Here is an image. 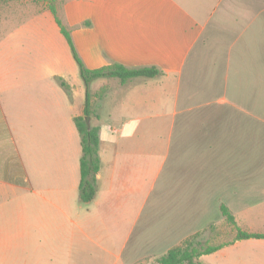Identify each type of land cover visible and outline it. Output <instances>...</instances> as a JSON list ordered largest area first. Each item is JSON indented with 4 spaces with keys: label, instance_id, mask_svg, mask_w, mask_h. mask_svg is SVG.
<instances>
[{
    "label": "crops",
    "instance_id": "obj_1",
    "mask_svg": "<svg viewBox=\"0 0 264 264\" xmlns=\"http://www.w3.org/2000/svg\"><path fill=\"white\" fill-rule=\"evenodd\" d=\"M53 1L84 68L160 74L88 84L83 204L78 66L47 2H0V264H150L196 234L223 245L200 264H264L221 213L264 236V0Z\"/></svg>",
    "mask_w": 264,
    "mask_h": 264
},
{
    "label": "trees",
    "instance_id": "obj_2",
    "mask_svg": "<svg viewBox=\"0 0 264 264\" xmlns=\"http://www.w3.org/2000/svg\"><path fill=\"white\" fill-rule=\"evenodd\" d=\"M11 0H0V2ZM20 1V0H17ZM47 2V8L54 16L55 22L60 28V32L67 41L73 59L78 66L80 76L86 87V100L84 102L83 115L74 118V124L80 137L81 145V158H80V184H79V197L83 204L89 203L94 199L96 193V178L95 175L99 170L100 162L98 158V127L87 128L84 118L90 117L89 102L87 95L88 84L91 80L97 78H117L120 81H125L134 77H146L152 78L158 76L160 73L155 68H142L137 70L126 69L119 65H112L104 67L99 70H87L84 68L80 59L77 57L69 33L63 28L60 20L56 15V9L53 0H42ZM62 87L67 88L66 84L59 80ZM221 213L224 216L227 224L232 226L235 231V240H247V239H261L264 238L260 234H249L240 231L234 222L233 217L229 211L225 208H221ZM223 245L206 246L200 243L198 240V234L184 240L180 245L170 249L164 255L159 257L155 262L150 264H200V257L209 255L219 250Z\"/></svg>",
    "mask_w": 264,
    "mask_h": 264
},
{
    "label": "rangeland",
    "instance_id": "obj_3",
    "mask_svg": "<svg viewBox=\"0 0 264 264\" xmlns=\"http://www.w3.org/2000/svg\"><path fill=\"white\" fill-rule=\"evenodd\" d=\"M43 3L44 1H42V0H36V3ZM29 3H30V1H29ZM29 3H23V4H29ZM19 4H22V3H19ZM20 6H22V7H24L23 5H20ZM228 238H229V236H228V233L225 231L224 232V234H223V239H225V240H228Z\"/></svg>",
    "mask_w": 264,
    "mask_h": 264
},
{
    "label": "water",
    "instance_id": "obj_4",
    "mask_svg": "<svg viewBox=\"0 0 264 264\" xmlns=\"http://www.w3.org/2000/svg\"><path fill=\"white\" fill-rule=\"evenodd\" d=\"M84 121H85V124H86L87 128H89V127H90V124H89V117H85V118H84Z\"/></svg>",
    "mask_w": 264,
    "mask_h": 264
}]
</instances>
